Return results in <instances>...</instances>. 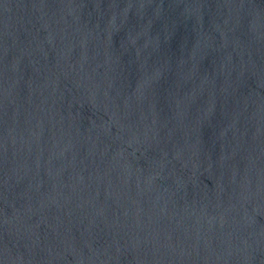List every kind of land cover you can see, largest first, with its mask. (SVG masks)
<instances>
[{"label":"water","instance_id":"1","mask_svg":"<svg viewBox=\"0 0 264 264\" xmlns=\"http://www.w3.org/2000/svg\"><path fill=\"white\" fill-rule=\"evenodd\" d=\"M0 264H264V0H0Z\"/></svg>","mask_w":264,"mask_h":264}]
</instances>
